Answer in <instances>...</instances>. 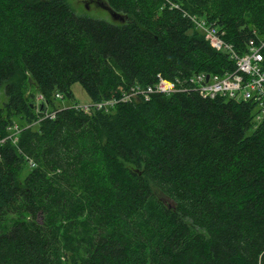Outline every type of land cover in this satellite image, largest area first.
I'll use <instances>...</instances> for the list:
<instances>
[{
	"label": "trees",
	"instance_id": "16d2710c",
	"mask_svg": "<svg viewBox=\"0 0 264 264\" xmlns=\"http://www.w3.org/2000/svg\"><path fill=\"white\" fill-rule=\"evenodd\" d=\"M105 1L126 20L0 0V139L22 129L0 143V264H264V120L253 101L189 82L236 68L193 18L243 54L264 38V0ZM160 77L181 91L120 100ZM76 83L91 102H118L59 108L56 93L78 103ZM10 214L27 216L5 224ZM80 227L82 255L66 238Z\"/></svg>",
	"mask_w": 264,
	"mask_h": 264
},
{
	"label": "built area",
	"instance_id": "2783aa9c",
	"mask_svg": "<svg viewBox=\"0 0 264 264\" xmlns=\"http://www.w3.org/2000/svg\"><path fill=\"white\" fill-rule=\"evenodd\" d=\"M197 29L201 30L205 39L217 51L225 50L228 52L229 58L235 62L236 68L233 72L223 75L210 73H197L190 77L189 82L204 97L214 98L223 96L229 99L253 101L256 103V122L264 120V38L251 39L248 43V50L240 54L233 46L223 39L216 28L207 26L205 21L193 18ZM179 81H170L160 77L154 85L141 88L139 86L132 87L129 92L122 95L121 101H128L143 96L146 100L154 93H162L170 95L181 91ZM56 99L64 100L61 93H56ZM42 96L37 100L41 102ZM118 102L117 99L104 100L101 102H90L85 104H63L59 108H75L78 111L89 112L93 109L108 111ZM55 111H45L44 117H53ZM10 135L7 138L0 139V143H4L7 139H11L13 143H17L22 129L18 124H12L9 127Z\"/></svg>",
	"mask_w": 264,
	"mask_h": 264
},
{
	"label": "rangeland",
	"instance_id": "374dc122",
	"mask_svg": "<svg viewBox=\"0 0 264 264\" xmlns=\"http://www.w3.org/2000/svg\"><path fill=\"white\" fill-rule=\"evenodd\" d=\"M69 8L77 15L89 17V18H95V19H103L111 23H120V21L115 20L112 16L111 12L105 8L104 3L105 0H66ZM18 76L16 80L19 78ZM72 91L74 94V101L85 104L90 103L91 99L86 93V91L82 88V86L79 83H76L72 86ZM24 92L26 93H33L36 95V100L40 99V94H36V91L30 87H25ZM28 95V94H27ZM7 102V96L4 93V89L0 92V107H2ZM39 103V101H38ZM61 103L68 104L70 103L69 100H58L56 101V104L58 107H60ZM17 120V119H16ZM18 121H15V124H18ZM19 125V124H18ZM10 131V130H9ZM11 132V131H10ZM29 172V167L24 168L19 177L23 179L27 173ZM155 198L166 205L167 207H173L174 203L162 195L159 191L154 189ZM27 215H17V214H10L7 216V219L5 221V224H11L15 222L16 220H19L23 217H26ZM81 226V225H80ZM83 227L78 228L77 230H70V234L67 238V243L74 245L76 248H79V255H82L84 244L87 238V234L90 233L87 228H84L85 230H81ZM63 231V230H62ZM66 231V230H65ZM66 235V234H65ZM69 249V248H68ZM71 254V253H69ZM75 255V251H74Z\"/></svg>",
	"mask_w": 264,
	"mask_h": 264
},
{
	"label": "water",
	"instance_id": "95a60500",
	"mask_svg": "<svg viewBox=\"0 0 264 264\" xmlns=\"http://www.w3.org/2000/svg\"><path fill=\"white\" fill-rule=\"evenodd\" d=\"M104 6H105V8L106 9H108L110 12H111V14H112V16L114 17V19L115 20H118V21H125L126 20V16H124V15H122V14H120V13H117V12H115L107 3H106V1H105V3H104ZM29 82L30 83H32V79L31 78H29ZM25 98H28V95H25ZM32 105H33V102H32ZM44 108V105L43 104H41V109H43Z\"/></svg>",
	"mask_w": 264,
	"mask_h": 264
}]
</instances>
